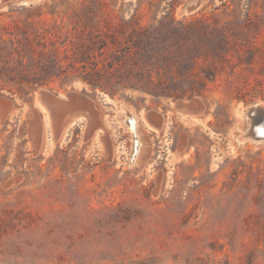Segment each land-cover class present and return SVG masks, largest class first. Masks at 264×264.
Instances as JSON below:
<instances>
[{"label":"rangeland","instance_id":"obj_1","mask_svg":"<svg viewBox=\"0 0 264 264\" xmlns=\"http://www.w3.org/2000/svg\"><path fill=\"white\" fill-rule=\"evenodd\" d=\"M191 1L0 0V264H264V0Z\"/></svg>","mask_w":264,"mask_h":264},{"label":"bare ground","instance_id":"obj_2","mask_svg":"<svg viewBox=\"0 0 264 264\" xmlns=\"http://www.w3.org/2000/svg\"><path fill=\"white\" fill-rule=\"evenodd\" d=\"M200 2H197V6L200 4ZM260 104H263V103L254 104L253 107H257ZM46 107L49 108V105L46 104ZM128 112L130 113V115H128V118H126L125 122L131 131V135H132V147H131L132 153L131 154H134V161L133 162H135L136 156L139 154L141 146L143 143L139 139L138 121H137L136 117L129 110L125 111L126 116H127ZM253 113L254 112H252V111L248 112V107L242 108V110L240 111V114L245 119L246 127L244 130V133L237 136V138L235 140L236 145L240 144L246 138H248L250 140H262V141H264V116L260 115L259 112L252 115ZM258 136L262 137V139L261 138L256 139V137H258Z\"/></svg>","mask_w":264,"mask_h":264},{"label":"water","instance_id":"obj_3","mask_svg":"<svg viewBox=\"0 0 264 264\" xmlns=\"http://www.w3.org/2000/svg\"><path fill=\"white\" fill-rule=\"evenodd\" d=\"M197 2H200V0L191 1V3H189L187 6H185L184 9L180 13L187 14V13L194 11L197 8ZM39 97H40L41 104H45V99H49L50 102L53 103V108H51V110H50V112H52V113L55 112L58 109V107H60L61 109H65V110L66 109L69 110V108H71V104H69V102H60V101L54 100V99L48 97L46 94L40 93ZM253 106L254 105L248 106V112H250V111L254 112L252 115L259 112L260 115L264 116V103L260 104L257 107H253ZM258 138L262 139V137H260V136L256 137V139H258ZM133 161H134V154H131V156L129 157V160H128V164L132 165Z\"/></svg>","mask_w":264,"mask_h":264},{"label":"crops","instance_id":"obj_4","mask_svg":"<svg viewBox=\"0 0 264 264\" xmlns=\"http://www.w3.org/2000/svg\"><path fill=\"white\" fill-rule=\"evenodd\" d=\"M144 116H147V115H144ZM148 120H151V121H154V122H156L157 124H159V121H160V119H162V124L164 123V119H165V117H164V115L163 114H159V113H151V114H149L148 116ZM146 117V118H147ZM145 123H146V121H145V119H144V122L142 121V125L144 126V128H146V126H145ZM141 128V127H140Z\"/></svg>","mask_w":264,"mask_h":264}]
</instances>
